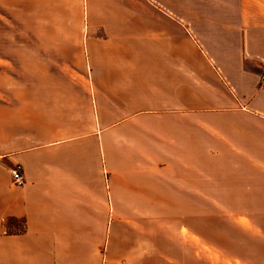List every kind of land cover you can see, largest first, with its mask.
Here are the masks:
<instances>
[{"label": "crops", "instance_id": "0c3cea01", "mask_svg": "<svg viewBox=\"0 0 264 264\" xmlns=\"http://www.w3.org/2000/svg\"><path fill=\"white\" fill-rule=\"evenodd\" d=\"M82 1L28 35L46 77L3 124L0 264H203L204 217L264 240V0Z\"/></svg>", "mask_w": 264, "mask_h": 264}, {"label": "rangeland", "instance_id": "374dc122", "mask_svg": "<svg viewBox=\"0 0 264 264\" xmlns=\"http://www.w3.org/2000/svg\"><path fill=\"white\" fill-rule=\"evenodd\" d=\"M82 3L81 0H55L48 4L47 9L34 10V4L31 2L0 0V149L5 133L3 124L25 118L29 112L26 99L34 96L36 78L46 77L44 74L34 73L35 44L30 42L28 35L34 34L36 29L37 33L45 32L46 26H42V23L49 25L59 14L60 18L66 17L67 14L68 20L72 21L80 19V13L84 12ZM36 22L38 28H35ZM208 172L215 173L204 171ZM216 172L222 174L224 171ZM226 205L236 211H242L254 208L258 203L253 202L248 206L237 202L215 203L204 200V216L212 212L226 214ZM239 220L243 222V219ZM203 223V264H259L260 246L264 240H260L258 234L234 232L230 227L231 223L226 222L224 218L204 217ZM11 224L16 225L18 229L23 228L21 221L5 222L4 226L9 230ZM11 227L10 230L17 231Z\"/></svg>", "mask_w": 264, "mask_h": 264}, {"label": "built area", "instance_id": "2783aa9c", "mask_svg": "<svg viewBox=\"0 0 264 264\" xmlns=\"http://www.w3.org/2000/svg\"><path fill=\"white\" fill-rule=\"evenodd\" d=\"M261 85L264 86V77H261ZM13 182L16 185H20L23 182L22 176L19 171V167H15L10 171Z\"/></svg>", "mask_w": 264, "mask_h": 264}, {"label": "trees", "instance_id": "16d2710c", "mask_svg": "<svg viewBox=\"0 0 264 264\" xmlns=\"http://www.w3.org/2000/svg\"><path fill=\"white\" fill-rule=\"evenodd\" d=\"M9 221L10 222H17L19 220H16V219H8L5 222H9ZM22 225H23V222H22ZM11 226H10L11 228L16 229L17 231L15 232V231L10 230V227H9V230H7L6 227L4 226V232H5L6 235H18V234H21L24 231V225H23V228L22 229H18V227H16V225H14V224H11Z\"/></svg>", "mask_w": 264, "mask_h": 264}]
</instances>
